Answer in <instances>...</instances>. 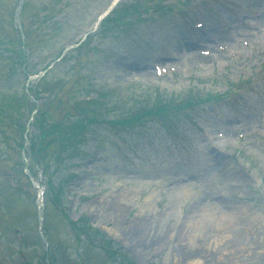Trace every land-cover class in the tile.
Listing matches in <instances>:
<instances>
[{
	"label": "rangeland",
	"instance_id": "374dc122",
	"mask_svg": "<svg viewBox=\"0 0 264 264\" xmlns=\"http://www.w3.org/2000/svg\"><path fill=\"white\" fill-rule=\"evenodd\" d=\"M167 1L176 2V21L158 17L150 19L152 25L136 21L122 24L123 30L98 32L84 49L69 50L40 84L35 79L28 86L23 62L31 73L40 71L49 52L71 48L111 0H0V264H123L117 255L133 264H191L187 255L196 251L202 254L199 264H264V0ZM195 16L206 25L192 32L184 19ZM21 23L31 57L21 52ZM171 64L185 75L167 73L158 79L154 65ZM127 79H142L135 89L148 98L139 99L140 106L189 92L192 98H217L209 107L211 119L204 106L190 112L192 124H178L180 136H193L199 151L190 158L184 143L175 147L169 140L156 152L136 148L141 141L118 128V112L91 110L81 124L86 139L70 149L52 143L47 150L55 156L56 173L45 170L33 152L41 139L38 124L45 103H51L47 112L52 118H61L58 96ZM49 88L56 96H44ZM209 88L217 97L208 96ZM227 89V97L220 95ZM12 94L24 96L16 102ZM129 101L114 99L111 106ZM24 126L26 152L19 149ZM157 127L150 121L141 132ZM160 132L158 138L168 136ZM19 150L33 168L30 177L27 170V178L21 174ZM37 182L46 192L44 233L50 244L39 232ZM88 225L96 237L79 231ZM149 225L145 245L154 238L162 241L159 248L132 241V230L136 234L139 226ZM179 230L183 235L177 238ZM189 234L194 244L187 246ZM86 237L90 240L81 244ZM207 240L213 249L205 247ZM177 247H185L181 263L172 251Z\"/></svg>",
	"mask_w": 264,
	"mask_h": 264
},
{
	"label": "trees",
	"instance_id": "16d2710c",
	"mask_svg": "<svg viewBox=\"0 0 264 264\" xmlns=\"http://www.w3.org/2000/svg\"><path fill=\"white\" fill-rule=\"evenodd\" d=\"M17 102V101H16ZM20 102V101H19ZM42 120H40V132L41 134V140L44 142L43 151L40 152V154L48 153L47 148L50 147V145L54 142H57L58 144L63 145L64 148H70L75 145L76 142H78L81 138V135L79 134L80 131L78 129L80 126H75L71 122L67 123H56V124H45ZM40 142L42 143V141ZM42 147L36 149V152L41 150ZM51 155L50 153H48ZM56 158H60V155ZM55 157V156H54ZM22 164V162H20ZM127 257V256H126ZM120 258V257H119ZM128 262L129 259L126 258Z\"/></svg>",
	"mask_w": 264,
	"mask_h": 264
},
{
	"label": "bare ground",
	"instance_id": "6f19581e",
	"mask_svg": "<svg viewBox=\"0 0 264 264\" xmlns=\"http://www.w3.org/2000/svg\"><path fill=\"white\" fill-rule=\"evenodd\" d=\"M188 191V189H184L182 192H187ZM182 192H180V193H182ZM189 194V193H188ZM177 195V194H176ZM175 195V196H176ZM118 196H120V195H118ZM179 198V197H178ZM209 208L210 207H208L207 208V210H209ZM186 226H188L187 228H188V230L190 231V232H192V230H193V226H191V223H186ZM140 228L139 229H136L135 230V232H136V234H134L133 233V231L134 230H132L131 231V234H133L132 236H134L133 237V239H132V241H136L137 242V244L139 245L141 242H143V244L141 245V247L142 248H145V249H150V248H159V246H161L162 245V241H159L158 239H154V238H152V239H150V241H149V244L148 245H145L147 242V238H148V235H149V233H150V229H151V227H150V225H149V229L146 227V226H139ZM130 233V232H129ZM186 234V233H185ZM183 234H181L180 233V230L178 231V233H177V238H179V237H181ZM155 236L157 237L158 235L157 234H155ZM190 236H191V234H189L188 235V239H186V242H187V246L189 245V244H194V241H191L190 240ZM177 240V239H176ZM209 241L207 240V243L206 244H208V246H205V247H209V248H212L213 249V247H212V245H210L209 243H208ZM173 244H175L174 243V240L172 241V245ZM210 245V246H209ZM186 246V247H187ZM204 246V245H203ZM184 249H185V247H183ZM183 248H175V249H173L172 251H173V253L175 254V255H177L178 256V262L179 263H181L182 262V257L184 258L186 255L185 254H183L181 251H183L184 249ZM167 249V248H166ZM169 249V248H168ZM167 249V250H168ZM201 252H199V251H196V252H194V253H191V255H187L188 256V260L189 261H191V264H199L200 263V261H201Z\"/></svg>",
	"mask_w": 264,
	"mask_h": 264
}]
</instances>
